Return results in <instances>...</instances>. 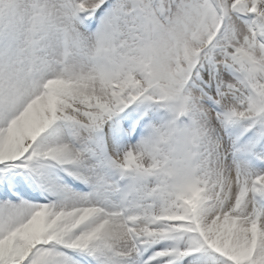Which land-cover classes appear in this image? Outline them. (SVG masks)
<instances>
[{"label": "snow or ice", "instance_id": "1", "mask_svg": "<svg viewBox=\"0 0 264 264\" xmlns=\"http://www.w3.org/2000/svg\"><path fill=\"white\" fill-rule=\"evenodd\" d=\"M0 264H264V0H0Z\"/></svg>", "mask_w": 264, "mask_h": 264}, {"label": "clouds", "instance_id": "2", "mask_svg": "<svg viewBox=\"0 0 264 264\" xmlns=\"http://www.w3.org/2000/svg\"><path fill=\"white\" fill-rule=\"evenodd\" d=\"M175 135V133H173V136ZM172 161H170V163H171Z\"/></svg>", "mask_w": 264, "mask_h": 264}]
</instances>
